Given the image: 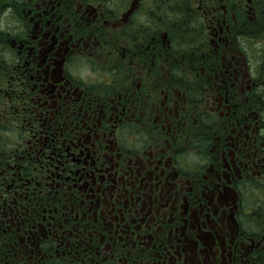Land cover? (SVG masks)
Returning a JSON list of instances; mask_svg holds the SVG:
<instances>
[{
  "label": "flooded vegetation",
  "instance_id": "1",
  "mask_svg": "<svg viewBox=\"0 0 264 264\" xmlns=\"http://www.w3.org/2000/svg\"><path fill=\"white\" fill-rule=\"evenodd\" d=\"M0 264H264V0H0Z\"/></svg>",
  "mask_w": 264,
  "mask_h": 264
}]
</instances>
